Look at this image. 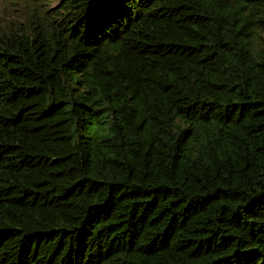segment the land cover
<instances>
[{
    "label": "trees",
    "instance_id": "trees-1",
    "mask_svg": "<svg viewBox=\"0 0 264 264\" xmlns=\"http://www.w3.org/2000/svg\"><path fill=\"white\" fill-rule=\"evenodd\" d=\"M0 264H264V0L0 27Z\"/></svg>",
    "mask_w": 264,
    "mask_h": 264
},
{
    "label": "rangeland",
    "instance_id": "rangeland-1",
    "mask_svg": "<svg viewBox=\"0 0 264 264\" xmlns=\"http://www.w3.org/2000/svg\"><path fill=\"white\" fill-rule=\"evenodd\" d=\"M63 0H0V27L26 23L31 7L39 4L43 9L60 7Z\"/></svg>",
    "mask_w": 264,
    "mask_h": 264
}]
</instances>
